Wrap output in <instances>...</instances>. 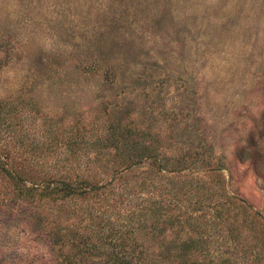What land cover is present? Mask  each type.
Listing matches in <instances>:
<instances>
[{
	"label": "rangeland",
	"instance_id": "rangeland-1",
	"mask_svg": "<svg viewBox=\"0 0 264 264\" xmlns=\"http://www.w3.org/2000/svg\"><path fill=\"white\" fill-rule=\"evenodd\" d=\"M0 103V112L12 110V117L23 114L26 120L29 132L16 133L18 144L34 136L41 142L32 143L36 149L18 148L19 162V156L42 153L47 145L53 152L71 139L67 155L98 156L92 169L109 180L112 166L104 165L112 151L95 155V135L112 126L146 130L165 167L184 165L180 174L198 172L210 191L223 190L264 216V0H0ZM74 134L94 142L88 154ZM200 139L223 165L217 174L210 163L192 161L198 153V159L207 157ZM60 155H53L52 165L55 158L58 166L80 162ZM255 159L261 160L258 170ZM44 165L42 170H50ZM170 174L157 176L148 168L112 178L120 196L110 198L111 219L124 218L125 208L137 205L139 191L149 198L165 195ZM7 187L0 175V199ZM83 203L76 199L69 206ZM57 216L51 210L40 214L49 235L79 221ZM257 219L263 225L264 217ZM178 228H166L160 244L155 233L142 239L140 231L137 249L149 259L169 253L165 264H175L183 254L173 239L182 234ZM259 229L243 237L248 241ZM35 237L23 212L0 205V264H65L74 257L68 242ZM79 258L75 264H100L98 257Z\"/></svg>",
	"mask_w": 264,
	"mask_h": 264
},
{
	"label": "trees",
	"instance_id": "trees-1",
	"mask_svg": "<svg viewBox=\"0 0 264 264\" xmlns=\"http://www.w3.org/2000/svg\"><path fill=\"white\" fill-rule=\"evenodd\" d=\"M11 111L0 112V140L5 139V142H0V175L8 185L6 195L0 199V205L23 212L27 223L29 220L31 229L36 234L35 239H41L43 235L51 236L55 245L68 242L70 249H74L72 255L75 258L68 260V257L64 260L65 264H75L77 256L80 261L91 256L98 257L100 264H165L163 259H171L169 253H164V258L159 260L157 257L149 259L143 256V250L137 249L140 245L138 233L144 231L140 235V238L144 235L142 239L149 232L155 233V239L160 244L164 230L169 226H178V232H182L173 238L180 245L179 251L182 250L183 253L182 258L180 254L175 256V264H264V223H257V218L260 216L263 219L264 216L249 210L244 203H237L235 197L223 190L210 191L205 185L206 180L197 176L198 172L194 175L180 174L186 169L184 165L165 167L163 154L159 153L149 131L112 126L95 135L96 144L99 145V152H93L95 155L102 156L100 151L105 149L107 153L109 149L112 151L108 153L111 159L104 165L107 170L109 164L112 166V177L107 180L106 175L92 169L94 163L100 161L98 156L93 159L86 156L82 160V151L67 155L69 146L73 145L69 144L71 139L63 140L61 144L59 142L57 150L55 148L53 152L49 151L53 146L47 145L42 153H32L33 158L32 155L28 158L19 156L21 162L14 159V153H19L18 148L23 150L25 146L31 145L36 149L37 146L33 144L41 142L34 136L27 145L22 140L18 144L16 133L23 129L28 134L29 129H25L27 127L23 114L15 112L20 116L14 118L10 115ZM16 120H19L21 128L15 123ZM37 127L47 130L39 123ZM193 128L197 130L195 124ZM74 136L87 144L85 151L88 154V147L94 142L84 134ZM62 144L65 145L66 154L64 149L58 150ZM198 145L202 153L207 152V157L198 159L199 155L202 156L198 153L192 161L202 165L210 163V172H220L223 165L219 158L214 157L211 146L203 143L202 139ZM41 154L42 158L38 159ZM53 155H60L61 159L66 155V161L71 160L70 156L73 155L80 162L76 164L70 161L66 166H58L60 158H55L52 165ZM79 155L80 159L77 157ZM260 161H253L257 170L261 167ZM45 163H48L47 169L50 170H42ZM148 168L157 176L165 172L172 173L169 179L172 185L164 190L166 196L158 194L149 198L146 194H139V191L136 196L137 205L125 208L124 218L111 219L108 211L115 205L110 198L120 196L114 191L112 178L122 177L136 170L145 172ZM216 182L219 184V179ZM108 183L113 188L107 190L105 186ZM157 189L160 190L158 187ZM76 199H81L85 204L70 208V202ZM42 210H51L62 222H69L72 219L70 216L78 218L79 221L66 223L61 231L49 235L48 231H44L48 227L46 218H40ZM30 218H36V221ZM257 226H260L259 235L253 234L247 241L244 235L255 230ZM39 232L42 235L39 236Z\"/></svg>",
	"mask_w": 264,
	"mask_h": 264
}]
</instances>
